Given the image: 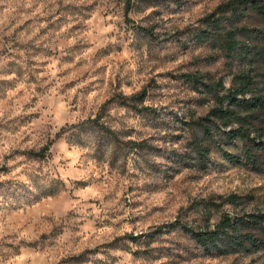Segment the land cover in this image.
<instances>
[{
    "label": "rangeland",
    "instance_id": "374dc122",
    "mask_svg": "<svg viewBox=\"0 0 264 264\" xmlns=\"http://www.w3.org/2000/svg\"><path fill=\"white\" fill-rule=\"evenodd\" d=\"M227 1L131 0L126 16V0H0V264H264V251L205 255L166 227L146 236L180 215L206 224L203 200L219 204L211 227L264 210V167L216 150L204 168L176 159L191 149L182 120L212 104L183 75L229 86L244 68L189 32ZM237 25L264 28L254 12ZM142 89L138 110L102 107ZM97 115L119 143L87 122ZM230 194L242 202L220 203Z\"/></svg>",
    "mask_w": 264,
    "mask_h": 264
},
{
    "label": "trees",
    "instance_id": "16d2710c",
    "mask_svg": "<svg viewBox=\"0 0 264 264\" xmlns=\"http://www.w3.org/2000/svg\"><path fill=\"white\" fill-rule=\"evenodd\" d=\"M131 7V0H126L124 8L126 16ZM249 12H254L264 24V0H228L218 5L212 14L202 18L200 26L189 31L194 44H211L223 57L231 61L237 60L244 68L233 74L229 86H225L221 78L204 82L201 75H183L192 81L197 91H203L199 88L202 86L210 95L208 100H212L210 108L204 115L191 117L187 121L182 120V124L189 126L193 131L189 142L190 151L177 153L176 159L183 163H195L204 168L210 161V154L216 150L224 160L233 165L264 167V78L258 79L261 73L255 69L254 64L255 59L264 61V28L237 25ZM223 20L224 23H221ZM257 42L261 45L256 44ZM145 95L146 89L129 97L118 94L107 100L102 107L115 101L138 110L137 103L143 101ZM208 100L202 98L199 103L203 104ZM87 122L107 135L110 140L120 142L112 129L99 122L98 115ZM64 131L65 128H61L58 135ZM137 145L140 147V144ZM49 149L50 143H47L40 149L28 151L26 154L44 158ZM242 200L243 196L230 194L220 203L235 205ZM200 205V212L206 224L193 226L186 216L180 215L173 222L155 228L146 236L154 239L164 227L168 228L169 232L181 231L202 249L203 254L210 256L231 253L248 255L264 251V210L224 212L211 227L209 225L211 208L219 204L203 200ZM126 237L131 240L137 239V236L132 234Z\"/></svg>",
    "mask_w": 264,
    "mask_h": 264
}]
</instances>
